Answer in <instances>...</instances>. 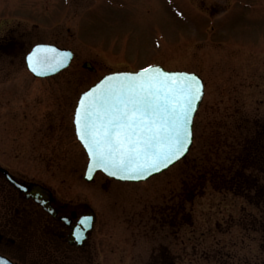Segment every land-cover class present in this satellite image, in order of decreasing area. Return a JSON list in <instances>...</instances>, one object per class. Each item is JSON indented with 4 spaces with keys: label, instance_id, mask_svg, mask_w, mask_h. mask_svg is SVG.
I'll use <instances>...</instances> for the list:
<instances>
[{
    "label": "rangeland",
    "instance_id": "374dc122",
    "mask_svg": "<svg viewBox=\"0 0 264 264\" xmlns=\"http://www.w3.org/2000/svg\"><path fill=\"white\" fill-rule=\"evenodd\" d=\"M37 44L70 50V66L34 78L24 58ZM153 65L204 83L187 156L143 183H86L80 94ZM256 147L264 156V0H0V167L88 203L90 264L264 263L245 230L257 210L229 189Z\"/></svg>",
    "mask_w": 264,
    "mask_h": 264
},
{
    "label": "snow or ice",
    "instance_id": "6c2138e0",
    "mask_svg": "<svg viewBox=\"0 0 264 264\" xmlns=\"http://www.w3.org/2000/svg\"><path fill=\"white\" fill-rule=\"evenodd\" d=\"M55 52L38 46L27 57L28 66L42 74L41 69L62 63L49 55ZM202 96L203 84L187 73L146 68L137 74L109 76L81 97L76 134L92 166L120 178L151 174L188 150L191 114Z\"/></svg>",
    "mask_w": 264,
    "mask_h": 264
},
{
    "label": "flooded vegetation",
    "instance_id": "af4514ba",
    "mask_svg": "<svg viewBox=\"0 0 264 264\" xmlns=\"http://www.w3.org/2000/svg\"><path fill=\"white\" fill-rule=\"evenodd\" d=\"M7 172L26 187L36 186L47 203L27 197L0 173V258L9 264H90L97 215L88 203L58 199L47 185ZM92 213V231L76 239L80 224L85 226Z\"/></svg>",
    "mask_w": 264,
    "mask_h": 264
},
{
    "label": "water",
    "instance_id": "95a60500",
    "mask_svg": "<svg viewBox=\"0 0 264 264\" xmlns=\"http://www.w3.org/2000/svg\"><path fill=\"white\" fill-rule=\"evenodd\" d=\"M38 46L40 47H46V48H52V49H55L56 52L55 53H49V55H56L57 58L59 60L62 61V63L58 64L57 66L53 67V68H45V69H41V73L40 75H37L36 73H34L31 68L28 66V60H27V57L29 55H31L32 51L37 48ZM62 53H69V57L68 58H64L61 54ZM73 59V53L70 51V50H66V49H60L54 45H50V44H37L35 46H33L31 48V50L25 55V58H24V62H25V66H26V69L27 71L36 79H46V78H50V77H53V76H56L58 75L59 73H61L62 71L66 70L69 66H70V63ZM82 67L88 71H93L91 65L89 63H84L82 65ZM147 68H159L161 69L163 72H167V73H187L189 75H194L202 84H203V96L200 100V102L196 105V110L191 114V129H192V142L188 145V150L184 153V155H182L180 157V159L170 163L167 167H161L159 170H154L151 172V174H148V173H145L143 176H138V177H126V178H120L119 176H112V175H109L108 172H106L104 169L102 168H99V167H95V166H92V162L89 158V155H88V152L87 150L85 149V147L83 146V143L80 141V139L78 138L77 134H76V125H75V113H76V109H77V106L79 104V101L81 99V97L83 96V94L87 91H89L90 89L96 87L97 85H99L101 82H103L107 77L109 76H116V75H120V74H137V73H140L142 70H139V71H135V72H127V71H124V72H115V73H110V74H107L105 76H103L98 82H96L94 85H92L89 89H87L85 92H83L80 96H79V99L77 101V104H76V107H75V110H74V114H73V127H74V135L76 137V140L77 142L80 144L81 148L83 149L86 157H87V165H86V169H85V174H84V181L87 182V183H91L94 179V176L96 174H102L104 175L105 177H107L108 179H111V180H114L116 182H119V183H130V184H137V183H143V182H146L148 181L149 179H151L152 177H155V176H158L160 174H162L163 172L167 171L168 169H170L171 167H173L174 165H176L177 163H179L180 161H182L188 154L191 146H192V143H193V121H194V118L196 116V113L200 107V104L202 102V99L204 97V83L202 81V79L195 73H189V72H185V71H168V70H165L164 68H162L161 66H158V65H153V66H150V67H147ZM146 69V68H145ZM144 70V69H143ZM0 173L5 177V179L12 185L14 186L16 189H18L20 192H23L27 197H32L36 202H42V205L45 206L46 205V200L43 202V197L40 198V195H39V192L37 191V187L36 186H33V187H26L25 185L19 183L18 181H16L10 174H8V172L4 169H2L0 167ZM39 188V187H38ZM47 194H49V192L46 191ZM48 197V196H47ZM45 197V199L47 198ZM95 223V217H94V214L92 213L91 216H89L88 219H86V225L83 226L80 224L79 226V233L80 234H77L76 235V239H79V240H83L84 239V236L86 233H89L92 231L93 229V225ZM0 262H3V264H9L7 261L3 260L0 258Z\"/></svg>",
    "mask_w": 264,
    "mask_h": 264
},
{
    "label": "trees",
    "instance_id": "16d2710c",
    "mask_svg": "<svg viewBox=\"0 0 264 264\" xmlns=\"http://www.w3.org/2000/svg\"><path fill=\"white\" fill-rule=\"evenodd\" d=\"M259 153V149L256 147L251 152V158L241 157L239 159L241 163L239 175L232 178L235 187H229V189L235 196L244 197L248 205L256 208L257 215L248 213L250 225L245 230H251L259 235V248L264 253V184H261L263 181L262 176H264V171L261 167L262 162L264 163V156ZM247 166H251V171L248 170ZM260 262L256 260L253 264H264ZM244 264L248 263L244 262Z\"/></svg>",
    "mask_w": 264,
    "mask_h": 264
}]
</instances>
